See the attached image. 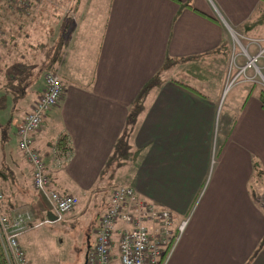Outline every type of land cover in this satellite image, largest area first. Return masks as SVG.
<instances>
[{"label":"crops","instance_id":"1","mask_svg":"<svg viewBox=\"0 0 264 264\" xmlns=\"http://www.w3.org/2000/svg\"><path fill=\"white\" fill-rule=\"evenodd\" d=\"M44 1L53 4L32 0V9ZM82 10H94L99 22H67V31L59 23L56 35L49 31L53 22H45L49 30L33 19L0 22V109L10 102L14 111L0 116V164L10 169L12 191L5 197L6 214L27 210L31 218L47 210L15 134L42 88L44 71L58 74L61 91L30 141L42 154L51 185L78 201L110 177L100 169L140 84L164 56H183L144 94L129 134L138 151L128 161L127 184L168 208L173 228L184 219L161 264H264V109L257 98L261 77L253 67L243 69L250 79L239 75L231 83L232 114L215 122L224 78L236 72L229 65L232 30L247 53L257 48L249 38L262 45L264 0H82ZM60 34L67 37L56 60ZM19 42L17 51L7 48ZM262 58L255 61L261 75ZM233 59L241 64L244 56ZM214 74L220 76L215 88L207 83ZM44 118L50 124L46 133ZM59 133L69 146L61 158L50 148Z\"/></svg>","mask_w":264,"mask_h":264},{"label":"built area","instance_id":"2","mask_svg":"<svg viewBox=\"0 0 264 264\" xmlns=\"http://www.w3.org/2000/svg\"><path fill=\"white\" fill-rule=\"evenodd\" d=\"M249 39L257 43L252 54L247 53L239 43L240 49L230 52L229 65L234 64L236 72L231 75L226 86L237 81L239 75L241 79H250L243 73L245 67H253L261 75L255 67V61L257 57H264V43L259 44L257 38ZM236 53L244 56L241 64L234 63ZM42 82V88L29 110L15 125L16 145L30 165L31 185L43 196L55 219H58L74 205L76 195L60 192L51 185L43 158L30 141V132L37 128L45 110L56 101L61 91L60 78L54 71H45ZM172 217L168 208L138 196L132 186H113L93 229L90 245L86 249L85 264H110V248L113 244L118 264H161V261L158 263L161 253L165 250L166 254L184 223L182 219L173 228ZM29 218L27 210H16L11 214L0 210V264H30L17 240V235L29 226Z\"/></svg>","mask_w":264,"mask_h":264},{"label":"rangeland","instance_id":"3","mask_svg":"<svg viewBox=\"0 0 264 264\" xmlns=\"http://www.w3.org/2000/svg\"><path fill=\"white\" fill-rule=\"evenodd\" d=\"M28 1L23 3L22 0H18L19 6L22 3V6L27 7L26 12L18 13L11 6H6L8 5L7 0H0V22H30L33 19L35 22H41L39 27L46 30H49V26L45 22H53L50 23V26L55 31L53 29L49 30L53 32V35L56 33V27L59 23L64 25L66 22H99L98 15L94 10H82V0H76V2L75 0H53L52 5L44 1L37 7V10L32 9V5ZM69 25L71 24L69 23ZM235 38L238 39V42ZM238 43L243 45L240 35L232 30L229 53L238 50ZM19 44L20 42L14 46V44L8 43L7 48L17 51L16 47ZM257 62H263L262 56L258 57ZM262 73V77L260 75L261 78L257 80V85L264 89V72L262 71ZM231 75L224 78V85L229 81ZM209 77L207 83L215 88L220 76L214 74ZM197 85H199L198 82ZM231 86L233 85H227L219 92L215 122L219 121L221 123L222 116L232 114L228 107ZM206 93H208L211 100L214 96V89L206 90ZM11 105L12 103L8 102L5 107L0 109L2 119L14 116ZM41 124V131L46 133L50 127L47 118H44ZM109 171L111 172L110 177L101 182V185L94 191L82 195L75 206L67 213L64 212L65 214L63 213L62 217L46 220V218L41 219L36 215H32L29 218V226L21 231L19 237L22 239V245L30 264H81L86 244L90 242L92 231L105 207L111 188L115 185L128 183L132 173V164L127 161L114 165ZM6 191L7 193L11 191L10 186L9 189L6 188ZM44 207L45 209L49 208L46 201L43 203ZM86 234L88 236L85 237Z\"/></svg>","mask_w":264,"mask_h":264},{"label":"trees","instance_id":"4","mask_svg":"<svg viewBox=\"0 0 264 264\" xmlns=\"http://www.w3.org/2000/svg\"><path fill=\"white\" fill-rule=\"evenodd\" d=\"M24 1H28V0H22L23 3H24ZM7 2H8V5H6V6H11L12 9L18 13H23V11L24 12L27 11V7L22 6L23 5L22 3H20L21 6H19L18 0H14V1L13 0H7ZM28 2L31 3V0H29ZM75 2H76V0H75ZM64 28H65V31H67V29H68L67 22L64 24ZM59 37H60V40L57 42V44H59V45H58V49H57L56 55H55L56 60H58L60 58L61 53L63 52L67 35L66 34H60ZM183 58H185V57H183V56L171 57L168 55L164 56L163 60L159 64V66L150 74V76L148 78H146L140 84L139 88L134 93L133 97L131 98L130 102L127 105V111H126V114L124 117V122H123L122 127L119 130L118 134L114 138L112 145H111V148H110L108 154L106 155V157L103 161L102 167L100 169V173L106 172L107 174L111 175V172L109 170L114 165L116 166V165L122 164V163L130 161L134 158V156L136 155V153L138 151V148L130 143L129 134H130V131L134 125L137 113L143 107L144 94L148 89H150L151 87H154L155 85L159 84L162 81V77L164 76L165 68L170 63H173L176 60H181ZM51 71H53V70H51ZM257 98H258L260 106L264 109V89L263 88L258 89ZM3 103H4L3 95H1L0 107H2ZM39 124H38V126H39ZM50 148H52L51 151H52L53 155H55L56 157L61 158V157L67 156V154L69 152V146L67 144V138H66L65 133H59L57 136H55L50 141ZM38 152L40 153V155L42 157L41 152L39 150H38ZM252 166L254 167L255 172L259 173V170L257 168V164L255 161H252ZM9 171H10V169L8 166L0 164V210L1 211L6 210V208H7L6 204H5V197H8V194H9L6 191V188L9 189V185H8ZM50 183H51V180H50ZM4 188H5V190H4ZM34 190H36V189L34 188ZM60 192H63V191H60ZM10 193H12V191H10ZM66 193H68V192H66ZM76 203H77V197H76V202L74 203L73 206H75ZM106 203H107V199H106L105 205H106ZM69 210H67L65 213H67ZM5 214H6V212H5ZM64 214H62L61 217ZM40 218L43 219V218H45V216L42 215V216H40ZM87 245L89 246L90 242L89 243L87 242ZM164 252H165V250L161 253L160 258L158 260V263L163 258ZM109 263L110 264H118L117 253H116L114 244L111 245V248H110Z\"/></svg>","mask_w":264,"mask_h":264},{"label":"water","instance_id":"5","mask_svg":"<svg viewBox=\"0 0 264 264\" xmlns=\"http://www.w3.org/2000/svg\"><path fill=\"white\" fill-rule=\"evenodd\" d=\"M45 217H46V219H48V220H54L55 219V215H54V213L52 212V210H50V209H47L46 210V213H45ZM87 244H86V247H85V251H84V253H83V257H82V262H81V264H85V254H86V248H87Z\"/></svg>","mask_w":264,"mask_h":264},{"label":"flooded vegetation","instance_id":"6","mask_svg":"<svg viewBox=\"0 0 264 264\" xmlns=\"http://www.w3.org/2000/svg\"><path fill=\"white\" fill-rule=\"evenodd\" d=\"M86 236H88V234H86ZM92 238V237H91ZM91 238L89 239V241H91Z\"/></svg>","mask_w":264,"mask_h":264}]
</instances>
